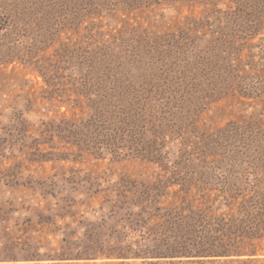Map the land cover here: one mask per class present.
Listing matches in <instances>:
<instances>
[{"label":"rangeland","instance_id":"rangeland-1","mask_svg":"<svg viewBox=\"0 0 264 264\" xmlns=\"http://www.w3.org/2000/svg\"><path fill=\"white\" fill-rule=\"evenodd\" d=\"M0 264H264V0H0Z\"/></svg>","mask_w":264,"mask_h":264}]
</instances>
